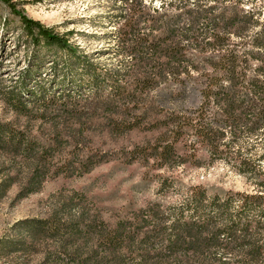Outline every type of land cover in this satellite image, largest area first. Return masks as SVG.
<instances>
[{
    "label": "trees",
    "instance_id": "16d2710c",
    "mask_svg": "<svg viewBox=\"0 0 264 264\" xmlns=\"http://www.w3.org/2000/svg\"><path fill=\"white\" fill-rule=\"evenodd\" d=\"M112 8L126 57L112 68L97 67L65 34L16 11L34 45L67 53L63 76L83 78L91 91L65 110L73 123L57 125L48 139L0 122V153L9 156L0 198L14 184L24 198L50 175H82L102 162L59 157L66 144L79 146L82 117L98 111L114 134L158 131L152 143L129 151V161L180 166L189 158L176 144L186 139L205 144L211 161L232 166L254 191L209 194L195 185L176 203L151 202L111 225L73 190L50 216L17 223L30 242L5 243L47 249L52 264H264V0H114ZM192 98L199 102L186 104Z\"/></svg>",
    "mask_w": 264,
    "mask_h": 264
},
{
    "label": "rangeland",
    "instance_id": "374dc122",
    "mask_svg": "<svg viewBox=\"0 0 264 264\" xmlns=\"http://www.w3.org/2000/svg\"><path fill=\"white\" fill-rule=\"evenodd\" d=\"M10 2L0 0V122L30 129L48 139L57 125L62 128L64 122L73 123L74 118L65 110L84 104L91 89L81 77L63 76L61 63L67 53L56 46L34 45L16 11L65 34L77 46L78 54L97 67L112 68L126 58L118 52L123 45L115 37L117 29L110 18L116 14L112 8L114 0ZM75 96L76 102L71 101ZM49 100L58 103L52 104ZM198 102L199 99L192 98L186 104ZM105 116L102 111L84 115L79 146L66 144V151L59 155L70 159L75 155L84 160L90 156L103 157L90 172L74 176L50 175L39 191L24 198H17L20 186L17 183L0 198V264H52L47 249L38 250L27 243L24 249L14 250L5 240L25 238L30 242L17 223L27 218L50 216L60 196L73 190L84 193L111 225L151 202L165 206L176 203L195 185L206 188L209 194L226 190L254 191L247 178L232 166L223 161H211L205 144L191 145L186 139L176 144L177 151L189 158L180 166L160 167L154 160L147 162L143 158L129 161V151L152 143L158 131L135 128L114 134ZM7 157L0 153V180L7 173ZM19 180H24L23 175ZM170 181L173 183L163 189L162 184H170Z\"/></svg>",
    "mask_w": 264,
    "mask_h": 264
}]
</instances>
